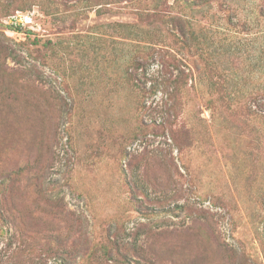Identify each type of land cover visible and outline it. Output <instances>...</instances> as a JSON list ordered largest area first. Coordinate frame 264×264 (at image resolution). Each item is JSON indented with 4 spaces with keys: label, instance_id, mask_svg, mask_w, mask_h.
<instances>
[{
    "label": "rangeland",
    "instance_id": "obj_1",
    "mask_svg": "<svg viewBox=\"0 0 264 264\" xmlns=\"http://www.w3.org/2000/svg\"><path fill=\"white\" fill-rule=\"evenodd\" d=\"M0 264H264V0H0Z\"/></svg>",
    "mask_w": 264,
    "mask_h": 264
},
{
    "label": "trees",
    "instance_id": "obj_2",
    "mask_svg": "<svg viewBox=\"0 0 264 264\" xmlns=\"http://www.w3.org/2000/svg\"><path fill=\"white\" fill-rule=\"evenodd\" d=\"M171 20L175 23L178 24V30H179V33L181 34V38L184 40V41H189L190 39H192V36H193V32L187 27V22H185L184 20H182L181 18H171ZM149 34V33H148ZM150 35V34H149ZM161 74L166 75L164 74V70H161ZM160 74V75H161ZM164 78V77H163ZM170 81V80H169ZM156 85L158 86H161V87H166L168 85H170V83H168V85L165 84V82H161V83H156ZM165 91V90H164ZM165 93V92H163ZM57 198V196H56ZM55 198V199H56Z\"/></svg>",
    "mask_w": 264,
    "mask_h": 264
},
{
    "label": "built area",
    "instance_id": "obj_3",
    "mask_svg": "<svg viewBox=\"0 0 264 264\" xmlns=\"http://www.w3.org/2000/svg\"><path fill=\"white\" fill-rule=\"evenodd\" d=\"M32 22L30 14L18 13L17 15L11 16L9 23L12 26L26 25Z\"/></svg>",
    "mask_w": 264,
    "mask_h": 264
}]
</instances>
